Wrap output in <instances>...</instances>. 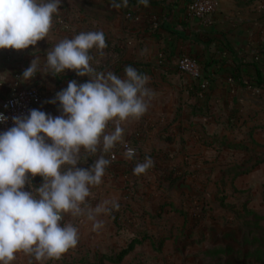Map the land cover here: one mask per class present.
Listing matches in <instances>:
<instances>
[{
  "label": "crops",
  "instance_id": "crops-1",
  "mask_svg": "<svg viewBox=\"0 0 264 264\" xmlns=\"http://www.w3.org/2000/svg\"><path fill=\"white\" fill-rule=\"evenodd\" d=\"M89 1L95 10V24H99L95 31H103L110 42V58L99 53L93 67L98 72L111 71L124 78L126 66H132L149 77L147 87L153 92L147 113L124 125L125 144L135 150V158L125 159V144H117L111 153L105 154L109 159L115 157L105 175L121 187V182L128 184L133 179L135 165L150 156L154 161L150 169L172 165L180 173L191 171L195 178L202 173L210 176L218 165H223L219 166L221 179L232 175L237 190L250 191L261 163L240 175H235L231 167L241 164L237 157L243 156L245 160L255 154L256 146L260 149L264 117V0H217L218 8L207 21L189 15L188 4L192 0H149L147 7L138 5V0H129L128 7L121 9L113 8L112 0ZM85 3L86 0L77 1L76 34L85 32L90 15ZM70 15L75 14L63 12L54 19L65 20ZM56 30L53 28L49 40L39 41L26 50H0V103L16 88L37 86L44 94L41 111L60 116L63 113L59 101H50L70 81L81 84L90 80L72 70L58 75L38 71L30 80L23 79L24 70L37 56L43 67L47 52L60 41L58 37L76 35L69 29ZM184 53L200 61V79L179 70V59ZM110 130L114 126L110 125ZM234 132L245 133L246 142L223 146L222 140ZM229 155L232 158H227ZM96 158L82 159L77 167L90 168ZM224 167L231 170H222ZM29 176L31 185L25 186L26 191L43 184L42 177ZM127 189L125 194L129 193ZM195 190L190 185L186 193L193 195ZM184 206L188 213L181 218L185 223L192 212L190 202ZM142 241L139 245L147 240ZM36 263L23 254H18L14 262Z\"/></svg>",
  "mask_w": 264,
  "mask_h": 264
},
{
  "label": "clouds",
  "instance_id": "clouds-1",
  "mask_svg": "<svg viewBox=\"0 0 264 264\" xmlns=\"http://www.w3.org/2000/svg\"><path fill=\"white\" fill-rule=\"evenodd\" d=\"M60 5L61 0H0V50L22 51L49 40ZM128 5L129 0L111 3L115 9ZM138 5L147 7L149 0H138ZM107 46L103 31L80 32L55 43L43 67L37 56L23 72L25 81L38 71L58 75L65 70L90 80L70 81L50 101H59L63 115L32 109L26 117H13L15 126L0 133V264H14L18 254L38 264L59 261L80 240L78 227L65 222V215L86 216L93 230H99L104 221L98 217L120 208L115 198L93 208L89 197L94 196L92 188L103 183L115 158L105 154L125 144L124 125L147 113L153 92L147 87L149 77L132 66H126L124 78L96 71L91 50L103 56ZM7 119L0 114V122ZM125 147V159H134L135 150ZM90 156L97 157L90 168L77 167ZM153 166L152 158L145 157L133 172L145 174ZM29 174L43 178V184L32 191L25 190L31 185Z\"/></svg>",
  "mask_w": 264,
  "mask_h": 264
},
{
  "label": "rangeland",
  "instance_id": "rangeland-1",
  "mask_svg": "<svg viewBox=\"0 0 264 264\" xmlns=\"http://www.w3.org/2000/svg\"><path fill=\"white\" fill-rule=\"evenodd\" d=\"M69 1L67 4V0H61L60 8L63 11L60 10V13L75 15H70L71 18L65 20L54 19V29H57L56 31L69 29L76 34L79 27L76 18L78 0ZM85 4L87 13H90L86 18L85 32L95 31L99 25L95 24L93 17L95 10L91 1L86 0ZM105 37L108 46L103 50V55H106V59L109 57L110 42L108 37ZM61 38V36L58 37L59 40H62ZM91 54L95 57L99 51L93 49ZM261 126L260 149L256 146L255 154L249 158L260 155L264 157V117L261 119ZM244 136L246 134L243 132H234L229 138L222 140L223 146L227 147L229 142L230 144L246 142ZM238 154L241 155L240 152ZM227 158L232 157L229 155ZM247 159L244 160L243 156L237 157V160L241 162L237 166L249 165L250 163H246ZM219 166L223 165L214 167L215 170L210 176L202 173L195 178L191 171L188 174L180 173L172 165L162 164L149 169L145 174H134L128 184L120 181L123 185L121 187L116 186L115 181L110 180L111 177L108 174L105 175L103 183L99 187L92 188L94 196L89 197V203L95 208L104 200L115 198L120 204L119 210H113L108 215L98 217L104 221L103 227L99 230H93L92 222L87 220L86 216L75 218L68 216L65 222H71L79 229V243L61 260H50L46 264L88 262L95 264H198L210 261V256L205 255L207 249L227 241L233 242L230 238L224 241H218V239L223 233L237 229L239 225H242L246 232H251L249 233L251 237L255 234H264V162L260 165L257 180H254V185L251 184L250 191L237 190L232 175L221 179ZM231 168L235 170L236 167ZM231 168L224 167L222 170H231ZM179 181H183L185 185H194L196 189L194 194L186 193L189 188L184 185L177 189L176 185ZM126 188H128V194L124 192ZM189 202L191 203V219H187L184 223L181 216L188 212L183 207H185L184 203L188 205ZM245 207L255 211L261 217L258 224L245 223L247 219L253 218L245 213ZM134 237L147 241L142 245L136 244L120 262H111L103 258L104 255L116 256ZM257 245L256 243L254 246Z\"/></svg>",
  "mask_w": 264,
  "mask_h": 264
},
{
  "label": "trees",
  "instance_id": "trees-1",
  "mask_svg": "<svg viewBox=\"0 0 264 264\" xmlns=\"http://www.w3.org/2000/svg\"><path fill=\"white\" fill-rule=\"evenodd\" d=\"M264 162V157L254 156L253 158L247 159L246 163L249 165L236 166L233 170L235 175L248 173L254 166ZM245 213L250 214L253 218L247 219L245 223L258 224V220L261 217L255 211H252L245 207ZM251 232L243 230V226L239 225L237 229H231L223 233L218 241H224L230 238L238 246L236 247L233 242H225L222 245H217L211 249L205 251L206 256H210V261L201 262L198 264H264V234H255L252 237L249 235ZM142 239L134 237L131 242L123 248L116 256L104 255L103 258L111 262H120L128 253H130L136 244L141 243ZM257 246H254L255 244ZM249 245V247H245ZM253 246V247H252ZM245 247V249H244ZM95 264V263H85Z\"/></svg>",
  "mask_w": 264,
  "mask_h": 264
},
{
  "label": "built area",
  "instance_id": "built-area-1",
  "mask_svg": "<svg viewBox=\"0 0 264 264\" xmlns=\"http://www.w3.org/2000/svg\"><path fill=\"white\" fill-rule=\"evenodd\" d=\"M218 8L217 0H192L188 4L190 16L207 21ZM179 69L186 75L198 80L202 76L200 61L187 53L181 55L178 63ZM86 81H82L85 83ZM44 101V94L37 86L20 87L14 89L9 95L2 99L0 103V114L8 119L0 122V133L15 126L13 117H26L30 115V110H40V105ZM128 147V145H126Z\"/></svg>",
  "mask_w": 264,
  "mask_h": 264
},
{
  "label": "water",
  "instance_id": "water-1",
  "mask_svg": "<svg viewBox=\"0 0 264 264\" xmlns=\"http://www.w3.org/2000/svg\"><path fill=\"white\" fill-rule=\"evenodd\" d=\"M183 185H184L185 187H187V188L190 187L189 185H185L183 181H179V182L177 183V185H176V188L178 189L179 187H183ZM67 218H68V216L65 215V217H64V221H65ZM64 221H62L61 223L63 224Z\"/></svg>",
  "mask_w": 264,
  "mask_h": 264
}]
</instances>
